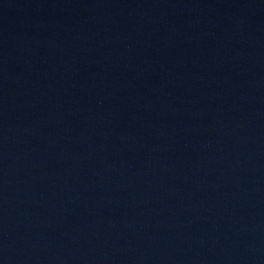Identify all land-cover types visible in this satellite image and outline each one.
<instances>
[{"label": "water", "instance_id": "obj_1", "mask_svg": "<svg viewBox=\"0 0 264 264\" xmlns=\"http://www.w3.org/2000/svg\"><path fill=\"white\" fill-rule=\"evenodd\" d=\"M0 264H264V0H0Z\"/></svg>", "mask_w": 264, "mask_h": 264}]
</instances>
